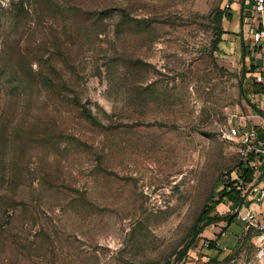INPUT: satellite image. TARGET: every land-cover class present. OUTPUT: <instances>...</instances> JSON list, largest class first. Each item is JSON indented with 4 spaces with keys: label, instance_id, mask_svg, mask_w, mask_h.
I'll list each match as a JSON object with an SVG mask.
<instances>
[{
    "label": "rangeland",
    "instance_id": "374dc122",
    "mask_svg": "<svg viewBox=\"0 0 264 264\" xmlns=\"http://www.w3.org/2000/svg\"><path fill=\"white\" fill-rule=\"evenodd\" d=\"M233 2L0 0V264H264L235 218L258 157L224 135L264 104Z\"/></svg>",
    "mask_w": 264,
    "mask_h": 264
},
{
    "label": "built area",
    "instance_id": "2783aa9c",
    "mask_svg": "<svg viewBox=\"0 0 264 264\" xmlns=\"http://www.w3.org/2000/svg\"><path fill=\"white\" fill-rule=\"evenodd\" d=\"M242 1H245L243 21L248 25L246 48L250 51L255 65L252 74L254 81L264 89V0ZM229 5L226 3V7ZM261 108L263 114L259 123H253L251 128H247L245 118L229 126L224 133L226 138L238 141L245 154L255 152V156L258 157L250 162L254 173L246 183L248 200L239 209H235V218L250 234L254 258L259 262L264 259V104Z\"/></svg>",
    "mask_w": 264,
    "mask_h": 264
},
{
    "label": "crops",
    "instance_id": "0c3cea01",
    "mask_svg": "<svg viewBox=\"0 0 264 264\" xmlns=\"http://www.w3.org/2000/svg\"><path fill=\"white\" fill-rule=\"evenodd\" d=\"M244 2L242 0H234V5L236 7V14L239 13L241 6H244ZM242 14V13H241ZM239 15V14H238ZM243 20V16H242ZM258 100H262L264 102V94L259 95ZM262 115L260 114H251L247 117V128H251L253 126V123H259L262 119ZM236 236L231 231H226L223 234L220 235V238L218 239V242H222V244L231 245L235 242Z\"/></svg>",
    "mask_w": 264,
    "mask_h": 264
},
{
    "label": "trees",
    "instance_id": "16d2710c",
    "mask_svg": "<svg viewBox=\"0 0 264 264\" xmlns=\"http://www.w3.org/2000/svg\"><path fill=\"white\" fill-rule=\"evenodd\" d=\"M260 61V60H259ZM254 83H255V87H257V90L258 89H261V85L260 84H257L255 81H254ZM203 214H201V216L198 218V220H200L201 218H203ZM216 219L214 218V217H208V219H207V223H210V222H213V221H215ZM221 231H224V229H222ZM219 234L221 233V232H218Z\"/></svg>",
    "mask_w": 264,
    "mask_h": 264
}]
</instances>
